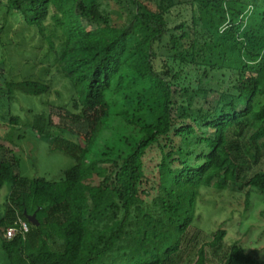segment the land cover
Listing matches in <instances>:
<instances>
[{
  "label": "trees",
  "instance_id": "16d2710c",
  "mask_svg": "<svg viewBox=\"0 0 264 264\" xmlns=\"http://www.w3.org/2000/svg\"><path fill=\"white\" fill-rule=\"evenodd\" d=\"M179 5L190 17L175 22ZM2 8L49 44L44 59L75 93L72 105L33 122L40 135L57 131L53 149L76 162L61 181L22 177L0 142L8 264H172L201 189L241 179L235 137L253 130L255 141L264 138V0H0ZM156 58L166 59L160 72ZM51 89L27 79L5 80L1 91ZM102 141L110 156L93 158ZM247 185L264 193V174ZM226 235L216 232L210 246ZM196 264H206L204 248ZM225 264L264 262L237 244Z\"/></svg>",
  "mask_w": 264,
  "mask_h": 264
},
{
  "label": "rangeland",
  "instance_id": "374dc122",
  "mask_svg": "<svg viewBox=\"0 0 264 264\" xmlns=\"http://www.w3.org/2000/svg\"><path fill=\"white\" fill-rule=\"evenodd\" d=\"M184 9L183 5H179L173 11L175 22L190 17L189 11ZM48 50L49 44L46 41L42 43L37 31L29 28L20 15H8L5 8L0 9V142L7 144L13 151L12 156L19 160L22 177L59 182L76 162L65 153L53 149L54 138L59 136L57 131L53 130L51 135H40L33 129V122L37 115H49L52 106L72 105L75 93L67 79L44 59ZM165 60H154L158 72ZM196 78L198 80V77H192L193 83H196ZM27 79L50 85L51 92L35 97L19 92L9 96L1 91L5 80ZM175 87L178 88V85ZM213 101L214 98H211L209 103L213 105ZM10 117L20 118L19 128L11 129ZM64 125L71 126L70 123ZM74 129L78 130L79 127L74 126ZM254 135L255 131L250 130L241 138L234 139L242 145L245 160L239 183L229 182L225 189H201L194 206V224L183 237L172 264H196L202 248L205 250L206 264H225L232 246L237 244L249 255L264 262V193L247 185L257 174H264V138L255 141ZM73 138L78 142L77 137ZM109 152L110 149L102 141L94 149L92 157L110 156ZM4 157L3 150H0V162ZM256 157L259 158L256 160ZM9 193L7 186L0 192L2 212ZM248 193H251L249 206ZM18 223L27 224L21 218ZM222 229L227 233L225 240L219 246L211 247L213 235ZM16 232L14 229L10 233ZM0 264H8L1 240Z\"/></svg>",
  "mask_w": 264,
  "mask_h": 264
},
{
  "label": "built area",
  "instance_id": "2783aa9c",
  "mask_svg": "<svg viewBox=\"0 0 264 264\" xmlns=\"http://www.w3.org/2000/svg\"><path fill=\"white\" fill-rule=\"evenodd\" d=\"M22 230L24 231V234L29 233V227H28V225L27 224L22 225ZM11 231L14 232V228L9 229V231H8L9 237L12 239L16 235L17 232L11 234L10 233Z\"/></svg>",
  "mask_w": 264,
  "mask_h": 264
},
{
  "label": "water",
  "instance_id": "95a60500",
  "mask_svg": "<svg viewBox=\"0 0 264 264\" xmlns=\"http://www.w3.org/2000/svg\"><path fill=\"white\" fill-rule=\"evenodd\" d=\"M28 220H29L30 223H32V224H36L37 226H39V222L37 221V217H36V215L29 216V217H28Z\"/></svg>",
  "mask_w": 264,
  "mask_h": 264
}]
</instances>
